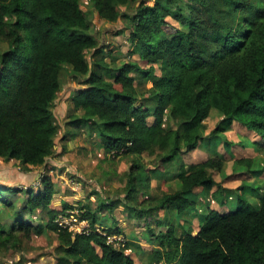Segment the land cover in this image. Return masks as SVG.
Segmentation results:
<instances>
[{
	"label": "trees",
	"instance_id": "16d2710c",
	"mask_svg": "<svg viewBox=\"0 0 264 264\" xmlns=\"http://www.w3.org/2000/svg\"><path fill=\"white\" fill-rule=\"evenodd\" d=\"M91 2L101 18L115 22L121 16L119 6L129 0ZM192 4L141 0L136 14L129 16V38L132 54L140 53L142 63L123 61L114 68L105 62L102 71L107 78L91 69L86 57L99 40L91 32L82 0H0V39L9 45L0 64V162L13 159L21 171L30 172L54 153L63 123L55 120L53 106L69 64L85 77L72 91L74 110L68 123H87L97 130L106 152L130 157L126 206L136 217H153L160 210L169 214L168 221L156 219L165 231L156 233L149 225L155 247L145 264H264V194L258 210L250 209L240 194L241 205L222 213L212 202L227 204L232 190L214 177L223 169V157L191 164L181 160L204 139L230 129L234 121L264 139V0H192ZM169 17L178 20L179 27L171 25ZM135 71L152 81L142 99ZM213 109L222 118L204 135L205 119ZM144 153L155 155L161 170L180 158L174 190L167 189L146 204L136 197L140 190L147 194L145 184L151 180L144 170ZM237 163L251 166L252 160ZM40 184L36 191L33 186L23 190L0 182V251L18 250L32 233L51 230L59 241L55 264H137L130 251L133 241L115 245L99 232L74 235L60 227L59 213L75 205L66 202L51 208L53 179L42 174ZM196 188L201 191L196 193ZM22 191L27 213L45 211V225L16 211L12 198ZM77 206L93 226L99 223L90 206ZM199 212L204 214L195 227L189 215ZM7 215L14 221L6 222ZM102 226L107 233L124 234L120 226Z\"/></svg>",
	"mask_w": 264,
	"mask_h": 264
},
{
	"label": "rangeland",
	"instance_id": "374dc122",
	"mask_svg": "<svg viewBox=\"0 0 264 264\" xmlns=\"http://www.w3.org/2000/svg\"><path fill=\"white\" fill-rule=\"evenodd\" d=\"M140 1L129 0L127 4L120 5L121 16L117 21L109 22L99 16L91 0H82L83 9L86 11L88 21L91 25V32L99 40V44L95 49H89L86 52L91 69L100 70L101 73L109 78V75L102 71L105 62L114 68L123 61L142 63L140 53L132 54L134 45L129 38V16L136 14ZM155 1L146 0L148 4H154ZM162 3H166V0H162ZM185 3V7L193 5L192 0H185ZM168 20L171 25L179 27L178 20L172 19L171 17ZM25 37L29 40L28 33H25ZM8 48V42L0 39V64L1 55ZM155 67L157 74H160L159 64ZM134 75L136 79L135 86L140 99H142L144 93L152 86V81L145 79L141 71H135ZM83 77L85 76L76 73L71 65H65L61 76L62 89L53 106V112L55 114V120L59 124H66V127L70 125L68 123V114L73 107V103H70L71 97H69V93L74 88L80 87V79H83ZM68 104H71L70 108L67 107ZM221 118L222 113L217 109H213L205 119V131L209 134ZM149 121H152V118ZM168 121L171 123V126L175 127V122ZM74 125L77 127V130L74 131V137H69L66 140V142L68 140L69 142L73 141L72 147L66 148L67 152L65 155L69 160L66 162L65 156L57 155V160H61L59 163H63L64 160L67 168H65V165H59L53 162L50 156L44 165L35 166L30 172L21 171V165L16 160H3L0 162V182L9 187L14 186V188H22L23 190L33 186V189L37 191L41 187L42 174L50 175L55 184V193L50 205L51 208H61L63 204L61 203L62 200H66L71 205L74 204L77 206V204H80V206H90L97 213L98 224L106 227L120 226L123 230L127 231L126 233L124 231L126 238L129 241H133V245L130 248L132 257L137 264H145L148 254L155 247V241L153 242L155 237L151 235L149 225L156 233L165 231L166 227L164 228L162 224H156V219L159 217V222L163 218L165 221H168L169 214L165 210H160L153 217L138 218L132 216L134 214L131 212L132 209L126 206L127 177L125 172L129 166L130 157H122L121 155L106 152L97 130L95 128L91 129L87 123H75ZM251 133L255 135L256 132L252 130ZM213 140L214 138L209 140L210 144L207 139H204L196 150L184 156L186 164H191L206 160V156H214L217 153H221V151L224 154V157L222 156L223 158H221L223 160V169L222 171H215L214 176L216 179L224 182L222 184L224 188L232 190L228 194L226 206L214 201L212 202V207L222 213L236 210L241 205L239 197L242 194L248 201L250 209L258 210L261 207V196L264 194V192H261L264 191V179L259 182L260 175L263 173L261 162H264V152H262L261 159H254L252 156L249 157L252 160L251 166L237 163L239 159L235 162L231 159L226 160L225 163V159L228 158H226L227 152L224 151L225 149H222L223 147L219 148L213 145ZM229 144H239L240 147L243 145L247 149H259V145L248 137L244 138L242 144L236 142ZM230 145L229 149H231ZM235 153L238 156V152ZM250 153L252 154L253 152ZM142 158L145 164L144 170L151 176V180L148 184H145V189L148 191L147 194H143V190H140L136 194V197L138 196L137 200L139 203L143 202L146 204V201H155L167 189L174 190L176 185L174 174L179 170L178 163H180V158L177 159V163L166 165L165 170L159 169V161L155 155L144 153ZM155 168H157L158 172ZM233 171H240V173L235 174ZM225 174L228 176L230 174L232 175L226 178V176L224 177ZM242 185L243 187L239 189ZM200 191L201 188L195 189L196 193ZM147 195L150 196L147 198ZM15 196L12 199L16 204V211H20L22 217L32 221L34 224H44L46 222L47 217L45 211L38 210L31 215L27 213L24 191ZM103 203L106 205H104V208H101L100 204ZM4 212L6 215L7 210ZM202 214L204 213L199 212L189 215V218L193 220V226L197 227ZM13 218V216L7 215L5 221L13 222ZM185 219H188V217L183 218L181 222H186ZM124 221H127V225H125ZM58 247L59 241L54 231L47 230L40 235L34 232L32 233V238L26 240L20 249L9 250L7 252L1 250L0 264H55L58 256Z\"/></svg>",
	"mask_w": 264,
	"mask_h": 264
},
{
	"label": "crops",
	"instance_id": "0c3cea01",
	"mask_svg": "<svg viewBox=\"0 0 264 264\" xmlns=\"http://www.w3.org/2000/svg\"><path fill=\"white\" fill-rule=\"evenodd\" d=\"M76 88H78V87H76ZM76 88H74V89H76ZM73 89V90H74ZM73 90H71L70 91V93H69V97H71V95L70 94H72V91ZM70 103L72 104L73 102L70 100ZM71 104H68V106L67 107H71ZM66 106V105H65ZM65 106H63L64 108H65ZM74 110V104H73V107H72V110H70V112H72ZM75 114H81V110H76L75 112H74ZM235 128V129H234ZM77 130V127H75V125L74 124H70V125H68L67 127H66V124H64L63 123V127H62V129H61V134H60V137H59V139H58V142H57V144H56V146H55V151H54V153L50 156L51 158L50 159H52V161L53 162H55V163H57V164H62V165H65V168H67V165H66V163H65V161L67 162L69 159H68V157L65 155L66 154V152H67V147L69 148V147H72V145H73V141H71V142H69V140H68V142H66V140L69 138V137H74L73 135L75 134V132L74 131H76ZM251 131L252 130H249L248 128H246L242 123H240V122H238V121H234V123H233V125H232V127L230 128V129H228L227 131H225V132H223V133H221V134H219L217 137H213L214 138V140H213V145H215V146H217V147H223L222 149H225L224 151L225 152H227V156H226V158L227 159H225V163H226V160H233L234 162L237 160V159H239V160H241V159H250L249 157L250 156H252L254 159L255 158H258V159H261L262 158V152H264V142H263V138L262 137H260V135H258V134H256L255 133V135L253 134V133H251ZM254 132V131H253ZM72 134V135H71ZM208 133H207V131H205V133H204V135H207ZM245 137H248V138H250L251 140H254L255 142H256V144L257 145H259V149H247V147L246 146H239V144H236V145H230L229 143H233V142H236V143H240V144H242V142H243V140H244V138ZM203 142V141H202ZM209 143H210V141H209ZM224 143V144H223ZM202 144V143H201ZM211 144V143H210ZM229 145L231 146V149H229ZM263 148V149H262ZM196 150V149H195ZM245 150V151H244ZM247 150H250V151H247ZM247 151V152H246ZM235 152H238V156L236 155V153ZM250 152H253L252 154L250 153ZM191 152H189V153H184L183 155H182V158H181V160L183 161V162H185L186 163V161H185V159H184V156L186 155V154H190ZM57 155H63V156H65V161L63 160V163H59L61 160H57ZM216 155H220V156H223L224 157V154L222 153V151H221V153H217ZM212 155H208V156H206V159L207 158H209V157H211ZM251 160V159H250ZM238 161V160H237ZM176 162V161H175ZM200 162V161H199ZM188 164V163H187ZM56 165V164H55ZM261 167H264V162H261ZM241 171V170H240ZM240 171H237V172H234L235 174H239L240 173ZM262 171H263V173L260 175V180H259V182L261 181V180H263L264 179V169L262 168ZM230 175H232V174H230ZM229 175V176H230ZM226 176V178H227V176L228 175H224V177ZM228 176V177H229ZM215 177V176H214ZM215 179H216V177H215ZM216 181H218V182H221L220 180H218V179H216ZM222 184H224V182H221ZM261 184V183H260ZM262 193L264 192V191H261ZM64 202L66 203L67 201L66 200H62L61 201V203H63L64 204ZM214 202V201H213ZM62 204V205H63ZM70 204V203H69ZM224 206H226V204L224 205ZM57 208V207H56ZM132 216H135L134 214L132 215ZM120 218V217H119ZM125 218L127 219V217L125 216ZM192 222H193V220H192ZM118 223H120V222H118ZM124 223H125V225H127V221H124ZM125 231V230H124ZM127 231H125V233H126ZM147 260V259H146Z\"/></svg>",
	"mask_w": 264,
	"mask_h": 264
},
{
	"label": "built area",
	"instance_id": "2783aa9c",
	"mask_svg": "<svg viewBox=\"0 0 264 264\" xmlns=\"http://www.w3.org/2000/svg\"><path fill=\"white\" fill-rule=\"evenodd\" d=\"M82 210L78 206L62 210L56 218V222L62 228L68 229L76 234L89 235L92 231L99 232L107 236L109 243L124 245L127 242L125 234L107 233L103 226L96 223L92 225L90 220L82 215Z\"/></svg>",
	"mask_w": 264,
	"mask_h": 264
}]
</instances>
